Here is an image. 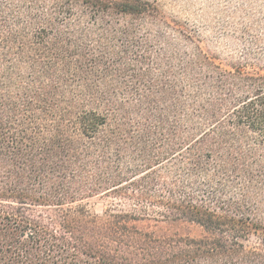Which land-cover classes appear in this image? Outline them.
Segmentation results:
<instances>
[{"label": "trees", "instance_id": "1", "mask_svg": "<svg viewBox=\"0 0 264 264\" xmlns=\"http://www.w3.org/2000/svg\"><path fill=\"white\" fill-rule=\"evenodd\" d=\"M263 18L0 0V264H264Z\"/></svg>", "mask_w": 264, "mask_h": 264}, {"label": "rangeland", "instance_id": "2", "mask_svg": "<svg viewBox=\"0 0 264 264\" xmlns=\"http://www.w3.org/2000/svg\"><path fill=\"white\" fill-rule=\"evenodd\" d=\"M152 1L163 16L183 26L182 33L186 39L197 40L203 47L222 57L235 52V28L241 23L251 27L256 19L264 17V0ZM102 204L101 201L94 200L91 202V208L99 214ZM254 242L256 237L251 236L248 244Z\"/></svg>", "mask_w": 264, "mask_h": 264}]
</instances>
